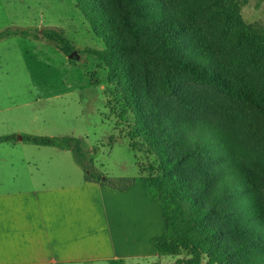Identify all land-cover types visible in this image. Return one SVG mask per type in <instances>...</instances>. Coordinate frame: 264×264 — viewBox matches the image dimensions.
<instances>
[{"label":"trees","instance_id":"1","mask_svg":"<svg viewBox=\"0 0 264 264\" xmlns=\"http://www.w3.org/2000/svg\"><path fill=\"white\" fill-rule=\"evenodd\" d=\"M241 0H76L104 49H84L132 113L127 140L153 156L141 178H107L83 141L23 136L67 150L83 180L125 192L143 181L162 207L166 232L152 239L172 264H264V28L242 17ZM74 63L75 47L57 29H16ZM194 84L219 95L222 123H180L170 101ZM195 122V120H194ZM194 128L191 131V128ZM15 135L5 140H15Z\"/></svg>","mask_w":264,"mask_h":264},{"label":"rangeland","instance_id":"2","mask_svg":"<svg viewBox=\"0 0 264 264\" xmlns=\"http://www.w3.org/2000/svg\"><path fill=\"white\" fill-rule=\"evenodd\" d=\"M241 3L244 21L264 28V0H241ZM47 28L61 30L75 47L74 63L44 41L19 36L0 39V136L80 139L95 168L105 177L147 176L143 170L154 161L153 156L147 155L143 147L138 153L133 152L126 137L128 126L134 123L132 113L126 110L124 118H120L119 89L108 82L106 68H99L97 60L81 52L87 48L101 50L105 46L94 36L90 25L76 8V0H0V33ZM221 98L207 87L183 84L178 87L170 106L178 112L180 123H222L216 110L217 100ZM57 151V148L39 147L25 141L0 144V152L11 155L10 165L0 163V169L13 168L12 175L19 178V183L11 182L14 177L5 174L6 181L0 189H14L18 184L30 186L26 170L34 172L35 166L28 163L37 164L38 179L46 177L50 182L58 179L60 171L68 170L70 166L56 157H42V154ZM23 155L27 158L25 164H22ZM138 185L148 191L142 181H138ZM148 193L151 202L162 211ZM123 202H135V197ZM152 203L153 209L148 210L140 203V228L161 235L167 230L161 228V223L157 222L155 231L144 225L145 214L155 218L157 214L159 220L158 208L155 212ZM143 243L140 257L94 264H172L176 260L175 257L158 255L148 236L144 237ZM148 252L153 254L147 255ZM201 264H206V260Z\"/></svg>","mask_w":264,"mask_h":264},{"label":"crops","instance_id":"3","mask_svg":"<svg viewBox=\"0 0 264 264\" xmlns=\"http://www.w3.org/2000/svg\"><path fill=\"white\" fill-rule=\"evenodd\" d=\"M10 136H0V144L22 142L21 136L5 140ZM58 150L42 154L44 159L56 157L70 166L60 171L58 179H38L37 164L28 163L35 166L34 172L26 170L30 186L0 189V264L115 263L140 257L144 237L151 241L159 235L140 228V203L153 209L148 191L138 182L125 192L86 182L69 151ZM22 158L25 164L27 158ZM10 160L11 155L0 152L1 164L10 165ZM13 171L0 169V185L6 181L5 174L14 177L11 182L19 183ZM130 197H135V202H123ZM153 205L160 221L157 214L155 218L148 212L144 225L155 231L158 222L165 230L162 211Z\"/></svg>","mask_w":264,"mask_h":264}]
</instances>
